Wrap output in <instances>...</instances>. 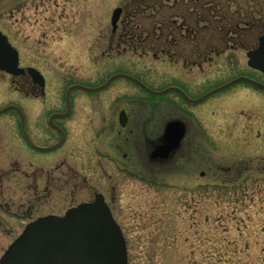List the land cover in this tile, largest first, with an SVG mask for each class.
Returning <instances> with one entry per match:
<instances>
[{
  "label": "rangeland",
  "instance_id": "rangeland-1",
  "mask_svg": "<svg viewBox=\"0 0 264 264\" xmlns=\"http://www.w3.org/2000/svg\"><path fill=\"white\" fill-rule=\"evenodd\" d=\"M247 1L237 3L242 7ZM206 2L227 5L232 0ZM156 3L0 0V32L19 49L22 63L41 70L48 82L46 102H31L32 109L44 114L63 109L69 86L98 87L119 73L136 74L156 92L179 88L193 100L242 76L264 84L248 69L179 72L149 57L142 59L133 49L108 52L114 10L124 7L130 15L147 10L149 15ZM126 27L150 30L152 24L145 18ZM238 55L246 61L244 54ZM4 88L0 85V109L21 102L12 88ZM155 100L159 130L161 120L182 119L188 132L185 144L170 160L156 164L155 170L143 161L138 177L118 182L115 198L111 193L115 183H109V201L115 200L114 215L127 242L129 264H264V90L239 82L195 105L180 99L177 92L151 96L118 78L103 90L75 89L71 94L74 111L82 113L108 112L114 105V110L124 105L139 107ZM142 106L140 111L146 112ZM47 153L35 155L26 148L13 110L0 114V170H4L0 174L8 173L11 181L7 191L13 213L31 212L29 217L34 219L40 212L60 214L93 199L96 189L83 190L72 201L69 191L52 187L39 194L45 202L40 209H31L38 199L32 190L23 193L30 184L23 175L35 168L25 158L52 157ZM145 155L142 150V158ZM5 219L9 225L0 227V257L22 233L26 217Z\"/></svg>",
  "mask_w": 264,
  "mask_h": 264
},
{
  "label": "flooded vegetation",
  "instance_id": "flooded-vegetation-1",
  "mask_svg": "<svg viewBox=\"0 0 264 264\" xmlns=\"http://www.w3.org/2000/svg\"><path fill=\"white\" fill-rule=\"evenodd\" d=\"M237 1L232 0L231 4L224 5L215 2L212 4L206 0H157L153 7L155 9L149 15L145 14L146 8H143L142 14H125L126 10L123 7L117 29H111L108 36V52L115 51L121 54L133 49L142 59L149 57L168 70L179 72L248 69L264 79V73L249 65V54L259 47L260 39L264 36V0H257V2L249 0L242 7ZM233 6L234 10L231 9ZM145 18H148L152 24L150 30H126L129 22H142ZM138 27L141 28L142 25ZM7 38L19 53L18 65L23 70V74L14 75L0 70V85L3 91H6L4 86L8 85L21 100L12 105L22 109L23 120L18 110L13 109V111L17 114L19 132L24 145L35 155H44L46 151L31 145L29 138L39 147H50L60 143L58 147L47 151L49 153L46 152L47 155L52 156L48 159L34 156L25 158L28 161L27 165L32 169L35 168L32 174L23 175L26 177V182L30 183L28 187L33 186L30 189L27 187L26 193H23L28 194V190H32L33 197L38 199L36 201L38 205L32 204L31 209L35 206L40 209L42 206L40 204L45 202L40 199L39 194H44L52 187H55V191L58 189L63 193L69 191L72 201L83 190L89 188L91 191L96 190L93 193V199L73 204L63 213L40 214V212L36 218L32 219L29 217L31 212L25 211L20 214L17 211L15 213L11 211L12 201L8 199L7 191L8 183L11 181L8 180V173H2L0 174V227L9 225L5 218L13 217L23 221L26 217L25 220L28 219V221L24 222V220L22 224L24 230L28 224L41 217L64 216L72 208L93 202L97 195L103 197L104 202L114 214L115 200L109 201L110 182L115 183L111 188V193L114 194L112 198H115L118 182H122L125 178L138 177L143 161L145 166L155 170L156 164L170 160L185 144L187 127L180 146L167 160L152 159V153L164 143L166 125L172 120H181H161L159 130L160 118L157 111L159 103H155L156 100L149 101L150 103L142 102L139 107L124 105L114 110V105L113 110L108 112L82 113L74 111L72 102H70L71 110L68 111L65 97L63 109H55L47 114L40 110L34 111L31 102L41 104L46 102L47 79L38 68L22 63L19 49L13 45L8 36ZM238 53L246 56L245 62H243L244 57L241 59ZM29 68H35L44 76L45 85L35 82ZM128 75L137 79L136 74ZM125 79L134 84L139 91L157 96L149 91L152 89L144 82L142 83L149 90L133 80ZM177 94L181 99V94L179 92ZM142 105L147 107L146 112L140 111ZM23 123L29 138L23 134ZM42 140L45 141L42 142ZM48 142L50 143L46 144ZM142 150L146 154L143 158ZM36 162L37 166H35ZM9 197L12 198V196Z\"/></svg>",
  "mask_w": 264,
  "mask_h": 264
},
{
  "label": "water",
  "instance_id": "water-1",
  "mask_svg": "<svg viewBox=\"0 0 264 264\" xmlns=\"http://www.w3.org/2000/svg\"><path fill=\"white\" fill-rule=\"evenodd\" d=\"M122 12L121 8L114 10L111 19L112 30L117 29ZM259 43V47L249 54V65L264 73V36ZM18 54L7 37L0 32V70L14 75L23 74V70L18 65ZM29 72L36 83L45 85V78L38 70L29 68ZM121 77L133 80L148 89L142 82L127 74H116L104 85L96 88L72 85L66 92L68 111L71 110V93L75 89L87 92L99 91L106 88L114 79ZM243 81L264 89V85L256 80L239 77L195 100L187 97L181 89L176 87L161 92L148 90L156 95L178 91L189 103L196 105L210 95ZM12 109L18 110L22 115V110L16 105H8L1 109L0 113ZM22 131L29 138L26 135L24 123ZM185 134L186 124L183 121H170L164 131V143L152 153V159L167 160L172 152L178 149ZM29 141L34 147L46 152L60 145L56 143L50 147H39L30 138ZM110 211L103 197L98 195L93 203H85L73 208L63 217L54 215L42 217L26 227L1 256L0 264H127L126 240L121 227Z\"/></svg>",
  "mask_w": 264,
  "mask_h": 264
}]
</instances>
